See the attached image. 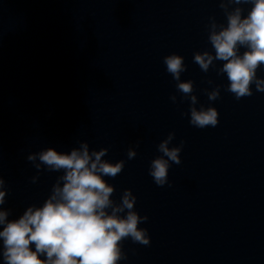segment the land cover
<instances>
[{"label":"clouds","instance_id":"9594fccd","mask_svg":"<svg viewBox=\"0 0 264 264\" xmlns=\"http://www.w3.org/2000/svg\"><path fill=\"white\" fill-rule=\"evenodd\" d=\"M218 2L227 23L218 24L215 17L209 18L208 41L214 52H195L193 62L204 73L213 68L218 76L226 75L225 91L236 100L252 96L253 85L256 91L264 92V78L257 75L264 68V0ZM245 4L251 5L246 15L240 7ZM231 5L236 7L230 8ZM241 49H244L242 53ZM217 61L223 62L221 67H216ZM163 63L166 72L177 82L180 102L184 98L190 100L189 123L199 129L216 127L218 110L212 106L198 109L193 81L181 80V74L187 70L184 57L172 53L163 58ZM203 91L209 101L220 98V85ZM170 99L177 102L175 95ZM174 138L175 133H169L157 146L162 155L150 162L148 174L160 187L166 184L171 187L169 162L181 164L184 142L170 147ZM108 151V148L90 151L87 142H80L69 153L47 148L27 157L38 172L43 166L62 175L42 206H29L18 219L9 220L10 212L0 207V256L4 264H119L126 259L122 251L125 240L150 244L147 229L140 227L148 217L134 210L137 198L131 189L123 191L119 203L112 199L115 187L105 177L115 179L124 170L125 161L113 163L103 159ZM136 155L134 148L128 149L129 160ZM37 179L38 176L33 177L32 182ZM6 195L5 181L0 177V206L5 204Z\"/></svg>","mask_w":264,"mask_h":264},{"label":"water","instance_id":"95a60500","mask_svg":"<svg viewBox=\"0 0 264 264\" xmlns=\"http://www.w3.org/2000/svg\"><path fill=\"white\" fill-rule=\"evenodd\" d=\"M129 9L168 37L186 48L193 55L205 50L214 52L208 41V25L210 17H215L218 24L227 23L218 0H115ZM236 7L231 5L230 8ZM244 15L251 5H240ZM244 49H241V53ZM223 62L217 61L216 67ZM216 72L215 69L211 68ZM258 77L264 78V68H261ZM227 81V77L221 76ZM228 82V81H227ZM253 95L245 97L264 115V92L256 91L252 86Z\"/></svg>","mask_w":264,"mask_h":264}]
</instances>
